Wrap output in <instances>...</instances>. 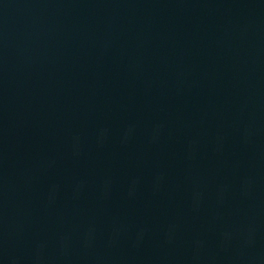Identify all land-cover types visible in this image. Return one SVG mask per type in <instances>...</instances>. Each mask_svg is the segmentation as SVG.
<instances>
[{"label":"water","instance_id":"95a60500","mask_svg":"<svg viewBox=\"0 0 264 264\" xmlns=\"http://www.w3.org/2000/svg\"><path fill=\"white\" fill-rule=\"evenodd\" d=\"M0 264H264V0H0Z\"/></svg>","mask_w":264,"mask_h":264}]
</instances>
